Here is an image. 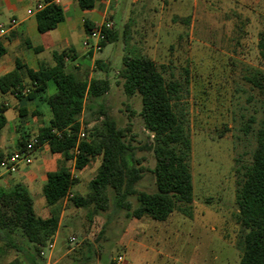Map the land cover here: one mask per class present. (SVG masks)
<instances>
[{"label":"rangeland","instance_id":"1","mask_svg":"<svg viewBox=\"0 0 264 264\" xmlns=\"http://www.w3.org/2000/svg\"><path fill=\"white\" fill-rule=\"evenodd\" d=\"M144 2V9L132 14V21L123 24L124 19L116 17L117 41L97 52L108 61L111 85L103 98L88 102L82 128L89 134L103 120L102 115L96 117L100 105L118 126L129 127L127 138L143 169L135 190L153 192L152 134L140 114V95L128 96L123 90L119 76L123 56L146 54L161 66L166 78L187 80L183 102L192 137L191 214L174 211L166 221L148 216L135 219L115 211L112 203L109 209L95 213L93 205L77 207L68 199L61 203L58 228L40 252L17 232L11 243L0 239V264L14 260L22 264H117L119 256L123 257L121 264H239L244 230L237 221L235 167L237 162L251 161L264 112V94L246 80L254 70H264L258 50L264 0ZM91 71L98 78L106 75L96 64ZM251 116L257 122L246 133L244 127ZM33 159L30 167L37 162L35 155ZM97 160L101 157L78 177L82 196L90 192ZM108 190L113 193L112 187ZM35 198L37 214L50 215L47 205H39ZM131 199L136 205L135 196ZM40 201L45 202L42 190ZM89 244L93 257L86 261Z\"/></svg>","mask_w":264,"mask_h":264},{"label":"trees","instance_id":"2","mask_svg":"<svg viewBox=\"0 0 264 264\" xmlns=\"http://www.w3.org/2000/svg\"><path fill=\"white\" fill-rule=\"evenodd\" d=\"M45 1L46 5L36 14L41 33L54 29L64 20L62 7L55 0ZM79 3L83 9L95 6V0H79ZM93 27L92 22L85 20L87 33ZM106 35L103 47L117 41L119 36L113 29L106 30ZM258 50L264 64V30L259 34ZM6 51L0 39V57ZM66 56L68 51L55 53L54 66L41 65L36 71L17 60L15 69L0 77L1 92L12 93L27 101L45 94L49 81L55 83V93L45 98L52 117L47 125L39 128L38 137L39 145L47 143L52 153L61 155L56 169L47 173L43 186L48 217L37 214L33 197L23 183L16 182L9 188L0 186V239L11 243L12 235L20 232L34 245L36 252H40L60 224L61 203L79 182L70 162H74L76 170H81L99 156L101 164L91 180L90 192L86 196L74 194L71 198L77 207L93 205L96 213L109 209L112 203L115 211H124L128 217L142 219L148 216L157 221H166L174 211L190 215L194 199L192 137L188 110L183 102L188 81L166 78L161 66L146 54L135 52L123 56L119 70L123 90L128 96L138 94L141 97L140 114L152 134L149 146L155 158V166L150 172L156 189L136 192L135 186L143 177V169L135 158V146L127 138L129 127L118 126L100 105L96 117L102 115L103 120L94 124L88 138L79 140L81 118L88 102L98 101L110 89L108 63L96 60L97 67L106 75L88 79V76L79 77L67 70ZM246 80L264 94V70H254ZM4 111L1 107L0 129L7 123ZM256 122V117L251 116L244 127L245 132L248 133ZM88 123L86 120L85 124ZM255 135L256 146L251 161L237 162L235 167L237 221L244 230L239 264H264V112ZM27 139L22 140L21 147ZM109 187L113 188L112 194ZM132 196H135L136 205ZM88 248L86 261L93 257L92 245ZM10 264L22 263L14 260Z\"/></svg>","mask_w":264,"mask_h":264},{"label":"crops","instance_id":"3","mask_svg":"<svg viewBox=\"0 0 264 264\" xmlns=\"http://www.w3.org/2000/svg\"><path fill=\"white\" fill-rule=\"evenodd\" d=\"M144 1L111 0V3L107 5L103 0H95L93 8L83 9L79 0H57L63 9L64 20L54 29L41 33L36 14L39 11V5L42 8L46 5L45 0H0V25L6 28L0 35V39L7 49L6 53L0 57V77L14 70L17 60L35 71L41 65L54 66L56 63L54 54L62 51H68L67 70L75 72L79 77L88 76V79L95 77L92 71L89 73V68L92 70L96 60H103L106 63L108 61L98 57L97 52L84 46L88 35L85 20L96 25L105 17H109L116 29V17L124 19L123 24L132 21V14H137L144 9ZM30 10L32 13L29 12ZM27 90L28 86L25 87L24 93ZM55 91L56 85L52 80L48 82L46 93L38 94L32 101L24 98L18 99L12 93L0 91V108H5L4 115L7 119L5 126L0 129V155L2 157L0 161L20 148L25 137L29 138L32 133L49 123L52 113L45 98ZM34 155L37 162L33 167L30 166L34 163V159L31 165L22 166L15 173L1 175L0 186L9 188L16 182L23 183L29 189L37 211L35 196H38L39 205H46V201H40L41 190L43 192L47 173L56 169L61 155L52 153L47 143L40 145ZM96 163L98 169L101 160H97ZM70 165L77 178L82 177L84 170L89 166L76 170L74 162H70ZM82 189L78 182L71 192L78 194L80 191L84 195ZM48 216L43 215L44 218Z\"/></svg>","mask_w":264,"mask_h":264},{"label":"built area","instance_id":"4","mask_svg":"<svg viewBox=\"0 0 264 264\" xmlns=\"http://www.w3.org/2000/svg\"><path fill=\"white\" fill-rule=\"evenodd\" d=\"M107 5L111 3V0H103ZM57 3V0H55ZM59 4V3H58ZM38 9L41 10L42 6L39 5ZM32 13V10L29 11ZM14 23V21H12ZM113 29V22L109 17H105L103 21L99 22L98 24L94 25L91 31L88 33L87 38L84 41V46L89 50L98 52L103 49V42L106 40V30ZM6 30L4 25H0V35ZM68 57H65V60ZM88 137V133L85 129L81 128L79 132V140L86 139ZM39 137L38 131L32 133V135L27 139L26 144L24 147H20L17 150L13 151L10 156L6 159L0 161V176L5 173H15L17 172L22 166H29L33 162V155L35 151L39 148ZM74 194L71 190L68 192L65 200L71 199ZM74 240L75 237H72ZM49 247H53V244H49ZM122 256H119L116 260L117 264L122 263Z\"/></svg>","mask_w":264,"mask_h":264}]
</instances>
